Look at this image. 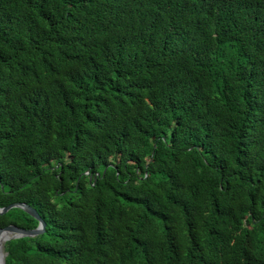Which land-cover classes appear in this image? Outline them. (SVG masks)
Here are the masks:
<instances>
[{
	"label": "trees",
	"instance_id": "obj_1",
	"mask_svg": "<svg viewBox=\"0 0 264 264\" xmlns=\"http://www.w3.org/2000/svg\"><path fill=\"white\" fill-rule=\"evenodd\" d=\"M13 202L6 264H264V0H0Z\"/></svg>",
	"mask_w": 264,
	"mask_h": 264
},
{
	"label": "water",
	"instance_id": "obj_2",
	"mask_svg": "<svg viewBox=\"0 0 264 264\" xmlns=\"http://www.w3.org/2000/svg\"><path fill=\"white\" fill-rule=\"evenodd\" d=\"M13 207L22 208L24 211L35 217L38 220V224L34 228H22L15 224H8L0 227V264H6L5 256L7 252L4 249L5 241L23 236H35L43 232L45 228V222L39 216L36 209L25 202H13L5 206H0V214L7 212Z\"/></svg>",
	"mask_w": 264,
	"mask_h": 264
}]
</instances>
